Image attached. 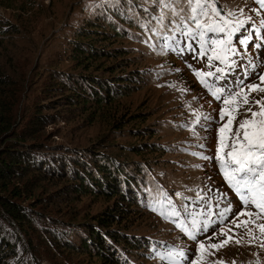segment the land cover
Here are the masks:
<instances>
[{
	"label": "rangeland",
	"instance_id": "374dc122",
	"mask_svg": "<svg viewBox=\"0 0 264 264\" xmlns=\"http://www.w3.org/2000/svg\"><path fill=\"white\" fill-rule=\"evenodd\" d=\"M124 3L128 5L125 9L130 18L128 21L135 26L128 28L124 24L127 32L118 25L126 36L114 40L113 45L125 46L131 51L133 66L139 70L138 87L128 95L118 96L115 104L102 111L92 124L90 120L78 124L74 119L61 116L57 122H52L55 118H44L43 121L38 115L43 106L38 105L53 99L49 90L53 86V76L67 68L69 62L63 53L64 43L81 31L80 27L89 17L105 12L107 7L122 8ZM219 3L225 11L238 12L239 8H244V15L238 13L241 20L247 15L256 19L255 14L247 10L258 8L253 0H219ZM146 7L149 13L143 11ZM151 11L148 0H0V156L10 140L18 143L36 141L43 145L63 143L84 149L100 143L121 160L143 162L146 175L139 202L134 205L124 203L123 208H129L124 212L128 216L117 220L122 221V227L131 233L146 238L147 246L140 253L128 254L132 264H160L153 258L150 241L161 251L175 246L191 254L197 247L158 211H152L148 205L154 194L146 196L145 185L152 189L162 186L169 194L179 191L185 196L208 188L218 189L234 201L235 210L241 207L224 181L218 163L194 155L215 156L218 145V125L213 123L204 130L194 124L192 115L199 112L219 119L222 102L216 101L193 73V69L207 72L206 60L198 62L191 55L180 57L174 53H161L144 43L149 33L142 25ZM260 51L264 52V49ZM249 55L254 59L259 56L260 67L256 72H264V55L251 48ZM251 82L259 83V80L253 78ZM253 96L259 98L264 93ZM242 118L241 115L238 119ZM201 144L206 147H199ZM35 183L34 179L19 182L17 187H21L22 192L15 199L20 205L31 201L30 207L42 214L39 217L43 220L33 219L37 228L33 231L35 234L44 228L59 229L54 218L74 222L87 220L110 203L102 197L89 196L69 208L60 206L59 200L53 207L52 201L57 194L48 195L51 188L42 190V186H34ZM33 186L34 190H31ZM211 195L215 197L217 193L213 191ZM44 196L43 200L37 199ZM33 232L11 227L16 246L10 253L14 257L7 264H95L86 262L80 255L62 251L57 244L49 246L48 238ZM237 232L236 239L242 238L243 242L240 245L229 243L216 254V259L224 264H233V261L236 264H256L257 261L264 264V249L258 244L250 245L244 230ZM198 239L203 240V235ZM223 239L225 237L217 233V237L207 243H218Z\"/></svg>",
	"mask_w": 264,
	"mask_h": 264
},
{
	"label": "trees",
	"instance_id": "16d2710c",
	"mask_svg": "<svg viewBox=\"0 0 264 264\" xmlns=\"http://www.w3.org/2000/svg\"><path fill=\"white\" fill-rule=\"evenodd\" d=\"M127 6L107 7L105 12L89 17L81 31L64 43L63 53L69 62L67 68L53 76V86L49 88L53 99L38 105L43 106L38 114L43 121L55 118L52 122H57L61 116L78 124L88 120L92 124L102 111L115 104L118 96L128 95L138 87L139 70L133 66L131 51L113 45L114 40L126 36L118 25L127 32L124 24L128 28L135 26L128 21ZM145 175L143 162L121 160L100 143L84 149L63 143L10 140L0 156V264L14 257L10 254L16 246L11 227L33 232L37 229L33 219L43 220L39 217L42 214L30 207L31 201L24 205L15 201L22 192L17 186L25 179H34V186L38 184L42 190L51 188L48 195L57 194L53 207L59 200L60 206L69 208L89 196L110 202L87 220L54 218L59 229L37 230L38 236L51 241L49 246L57 244L62 251L95 264H132L128 254L140 253L147 246L146 238L131 233L117 220L128 216L124 212L129 208L125 210L124 203L139 202Z\"/></svg>",
	"mask_w": 264,
	"mask_h": 264
},
{
	"label": "snow or ice",
	"instance_id": "6c2138e0",
	"mask_svg": "<svg viewBox=\"0 0 264 264\" xmlns=\"http://www.w3.org/2000/svg\"><path fill=\"white\" fill-rule=\"evenodd\" d=\"M148 2L152 11L142 25L149 33L144 43L161 53L191 55L198 62L206 60L209 70L193 69V73L211 96L222 102L219 119L199 112L192 115L194 124L204 130L213 123L218 125V145L215 156L194 155L218 163L224 181L241 205L235 210L234 201L218 189L208 188L185 196L179 191L169 194L162 186L152 189L145 185L146 196L154 194L148 205L152 211H158L197 244L190 254L175 246L161 251L150 241L153 258L160 264H224L216 259V254L229 243L243 242L242 238L236 239L238 229L245 231L250 245L258 244L264 249V96H253L264 93V72H256L260 67L259 56L254 59L249 55L250 48L264 55L260 51L264 49V0H253L258 8L247 9L256 19L247 15L243 20L238 18V13L244 15V8L238 12L225 11L219 0ZM143 11L149 13V8ZM253 78L259 83H252ZM241 115L243 118L238 119ZM213 191L217 193L215 197L211 195ZM217 233L225 239L207 243ZM201 235L203 240L198 239Z\"/></svg>",
	"mask_w": 264,
	"mask_h": 264
}]
</instances>
